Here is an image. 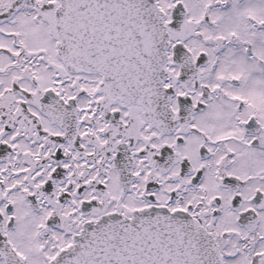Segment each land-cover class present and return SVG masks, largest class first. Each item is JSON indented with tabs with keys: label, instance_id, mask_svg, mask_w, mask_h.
Instances as JSON below:
<instances>
[{
	"label": "snow or ice",
	"instance_id": "obj_1",
	"mask_svg": "<svg viewBox=\"0 0 264 264\" xmlns=\"http://www.w3.org/2000/svg\"><path fill=\"white\" fill-rule=\"evenodd\" d=\"M0 264H264V0H0Z\"/></svg>",
	"mask_w": 264,
	"mask_h": 264
}]
</instances>
